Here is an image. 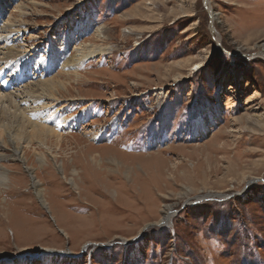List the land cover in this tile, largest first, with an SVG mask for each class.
<instances>
[{
  "label": "rangeland",
  "instance_id": "rangeland-1",
  "mask_svg": "<svg viewBox=\"0 0 264 264\" xmlns=\"http://www.w3.org/2000/svg\"><path fill=\"white\" fill-rule=\"evenodd\" d=\"M9 18L1 75L26 80L0 89H66L60 142L1 150L0 263L264 264V0H0ZM78 47L108 51L60 70Z\"/></svg>",
  "mask_w": 264,
  "mask_h": 264
},
{
  "label": "bare ground",
  "instance_id": "bare-ground-1",
  "mask_svg": "<svg viewBox=\"0 0 264 264\" xmlns=\"http://www.w3.org/2000/svg\"><path fill=\"white\" fill-rule=\"evenodd\" d=\"M17 8L19 9V7ZM215 15L216 14L211 13V20H212V16L213 19L216 18ZM0 30H1L0 35L4 34V36H2L4 37L3 43H6L5 46L0 45V64L10 63L12 60L15 61V59L20 55V50L17 48H22V49L24 48L21 45L16 46V43H18V41L16 36H14V35H18L21 32V30L19 27L16 26V24H13V21L10 18L6 21L3 28ZM86 48L85 47L76 48L74 54L71 56L67 54L66 48H63L61 51L59 50L60 52H58L57 50L55 51L54 49L52 50L53 53L52 59L54 60L55 63L57 64L60 63V70L63 71L67 69H73V71H76L77 73L78 68L81 66V64L93 58H96L99 55H105L106 51H108V49H96V48L90 49V47L88 49ZM262 52L256 55L257 56L264 55V51ZM33 63L34 61L31 60V66L33 70L37 69L35 67L36 66L35 64L32 65ZM43 67H45V65H43ZM45 68L50 69L51 66L46 65ZM5 71L6 73L8 72L9 74L7 78L8 80L14 76V74L9 73L8 70ZM2 72L3 71L0 70V75ZM69 75L70 73L65 74V76L67 77H69ZM22 80L23 77L18 72V74L14 78V82H21ZM32 85H34V89L30 88L31 83H28L27 85H25L20 89V90L29 89L28 92L24 94L25 96H23L22 99H19V97L14 96L13 93L11 92H3L5 90L3 89L2 84L0 85L1 86L0 88L3 90L2 91L0 89V157H2L1 150L9 146L12 149L13 156L18 157V159L24 164L26 162V159H24L23 156L21 155L20 146H19V142L22 138H24V141H28L27 144H30L32 141L36 140L39 142L41 146L44 147H46V144L48 143L49 139H54V141L58 143L63 138V135L57 132L58 130V127H56L57 125L55 126V123L60 125L63 119L56 121L55 115H51L50 112L52 108H50L49 106L50 102L48 100L49 99L53 100L54 98H56V95H59L60 90L63 89L65 85H63V83L56 82L54 76L51 77L50 79L44 80L43 82H39L36 85L35 84ZM20 106H23L24 108L20 109ZM29 106H32L30 112L25 111ZM69 110L71 109L67 108L65 111H69ZM89 111H86V115ZM71 122L72 120H69L68 124H70ZM75 122L76 121H74V123ZM28 128L29 131H27ZM10 132L12 133L14 132L13 135L15 136L16 139H18L16 142H14L15 139L13 140L8 137L9 136L8 134ZM85 134L88 135V133ZM90 135L94 136V134L92 133H90ZM112 136L113 135H110L108 138H111ZM105 140H107V138ZM34 155L37 156V160L39 162L44 161L43 156H39V154L36 153ZM6 181H7L6 173L3 170V168L0 167V186L2 185L4 186ZM37 185H38L37 181L36 182L32 181L33 188H35ZM35 195L37 196V198H40V201L43 203V205H46L44 200H42L41 198V192L37 191ZM171 216L172 215L169 212L164 213L162 218V224L167 225ZM0 264H6V263H0Z\"/></svg>",
  "mask_w": 264,
  "mask_h": 264
},
{
  "label": "clouds",
  "instance_id": "clouds-1",
  "mask_svg": "<svg viewBox=\"0 0 264 264\" xmlns=\"http://www.w3.org/2000/svg\"><path fill=\"white\" fill-rule=\"evenodd\" d=\"M203 243L205 244L206 247L213 248V249L220 246V242L218 238L216 237H210L207 240L203 241ZM209 264H211V261H209Z\"/></svg>",
  "mask_w": 264,
  "mask_h": 264
},
{
  "label": "water",
  "instance_id": "water-1",
  "mask_svg": "<svg viewBox=\"0 0 264 264\" xmlns=\"http://www.w3.org/2000/svg\"><path fill=\"white\" fill-rule=\"evenodd\" d=\"M206 1V0H205Z\"/></svg>",
  "mask_w": 264,
  "mask_h": 264
}]
</instances>
